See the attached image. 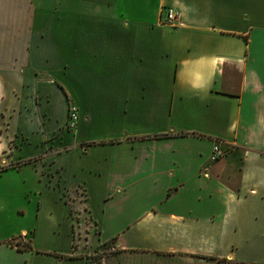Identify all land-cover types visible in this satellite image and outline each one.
Instances as JSON below:
<instances>
[{
	"label": "crops",
	"instance_id": "crops-1",
	"mask_svg": "<svg viewBox=\"0 0 264 264\" xmlns=\"http://www.w3.org/2000/svg\"><path fill=\"white\" fill-rule=\"evenodd\" d=\"M5 176L26 264H264V0H0Z\"/></svg>",
	"mask_w": 264,
	"mask_h": 264
},
{
	"label": "rangeland",
	"instance_id": "rangeland-1",
	"mask_svg": "<svg viewBox=\"0 0 264 264\" xmlns=\"http://www.w3.org/2000/svg\"><path fill=\"white\" fill-rule=\"evenodd\" d=\"M7 177L8 176L0 178V241L8 239L20 252L1 249L0 259L4 261V264H26L29 263L31 257L26 254L25 258H23L18 254H23L22 252L24 250L31 249L28 248L29 246L31 247L30 240L33 239L35 233L38 205L33 194L24 192V185L22 183L19 184L17 181L8 179L6 181ZM8 185H11L10 190L8 189ZM25 186L27 187V185ZM78 201L82 204L79 205ZM67 202L71 206L76 219L74 248L76 250L79 247V250L77 249L75 254L87 255V257H91L95 263L100 262V259L103 258V254L109 251V248L101 245L92 251L89 244H80V242H77L78 238L82 240L86 237L87 239L89 234H91L90 228L94 229L87 213L83 211V209H86L84 206V199L75 197V194L71 192L67 194ZM81 217H84L85 220L82 224H79ZM22 230H26V236L21 233Z\"/></svg>",
	"mask_w": 264,
	"mask_h": 264
},
{
	"label": "built area",
	"instance_id": "built-area-1",
	"mask_svg": "<svg viewBox=\"0 0 264 264\" xmlns=\"http://www.w3.org/2000/svg\"><path fill=\"white\" fill-rule=\"evenodd\" d=\"M176 13L172 9H167L165 11V19L164 23L170 26H175V20H176ZM79 122V114L77 111V108L74 106H71L69 108V114H68V120H67V129L70 131H75L77 128ZM214 157L218 158L222 156V152L220 151L219 147L215 145L213 147Z\"/></svg>",
	"mask_w": 264,
	"mask_h": 264
},
{
	"label": "trees",
	"instance_id": "trees-1",
	"mask_svg": "<svg viewBox=\"0 0 264 264\" xmlns=\"http://www.w3.org/2000/svg\"><path fill=\"white\" fill-rule=\"evenodd\" d=\"M30 247V246H29Z\"/></svg>",
	"mask_w": 264,
	"mask_h": 264
}]
</instances>
